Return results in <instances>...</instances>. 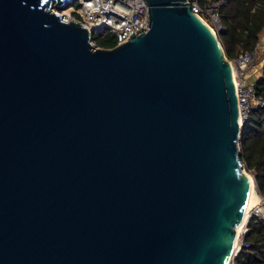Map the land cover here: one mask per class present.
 <instances>
[{"label": "water", "instance_id": "1", "mask_svg": "<svg viewBox=\"0 0 264 264\" xmlns=\"http://www.w3.org/2000/svg\"><path fill=\"white\" fill-rule=\"evenodd\" d=\"M145 1L148 30L100 49L52 9L73 0H0V264H229L231 67L186 0Z\"/></svg>", "mask_w": 264, "mask_h": 264}, {"label": "trees", "instance_id": "2", "mask_svg": "<svg viewBox=\"0 0 264 264\" xmlns=\"http://www.w3.org/2000/svg\"><path fill=\"white\" fill-rule=\"evenodd\" d=\"M218 10L220 28L217 38L227 59H234L240 51L255 52L264 35V0H220ZM96 48L112 49L116 38L106 32L93 36ZM254 63H257L255 60ZM257 96L264 100V64L254 79ZM239 160L251 173L260 195L264 197V106L252 111L240 128ZM232 264H264V221L251 218Z\"/></svg>", "mask_w": 264, "mask_h": 264}, {"label": "built area", "instance_id": "3", "mask_svg": "<svg viewBox=\"0 0 264 264\" xmlns=\"http://www.w3.org/2000/svg\"><path fill=\"white\" fill-rule=\"evenodd\" d=\"M190 11L204 23L219 29L218 10L220 0H186ZM56 12L60 18L80 23L87 28L90 37L112 33L116 46L126 43L132 36L148 30V6L145 0H73L72 4ZM92 41V39H91ZM226 58V57H225ZM255 53L240 51L236 58L227 59L232 68V80L237 100L238 122L241 126L249 114L264 106V100L257 96L251 69ZM251 218L264 221V197L256 192L246 220L239 234L233 258L242 246V238L247 233V223ZM231 260V264H232Z\"/></svg>", "mask_w": 264, "mask_h": 264}, {"label": "bare ground", "instance_id": "4", "mask_svg": "<svg viewBox=\"0 0 264 264\" xmlns=\"http://www.w3.org/2000/svg\"><path fill=\"white\" fill-rule=\"evenodd\" d=\"M201 21H203V20H201ZM205 24L211 29L212 32H214L212 27L209 24H207V23H205ZM231 71H232V68H231ZM244 173L246 174V172H244ZM246 175H247V177L249 179L250 192H249L248 202H247L243 217H242L240 223L238 224L237 228H235L236 236H235L234 244L232 246V251H231L229 264H231L233 253L235 252V250L237 248V240H238L239 234L241 233V231L243 230V228H244V226L246 224V220H247V217H248V214H249L250 207H251L252 202H253V198L256 195V188H255V184H254L253 178H251V176H249L248 174H246Z\"/></svg>", "mask_w": 264, "mask_h": 264}, {"label": "rangeland", "instance_id": "5", "mask_svg": "<svg viewBox=\"0 0 264 264\" xmlns=\"http://www.w3.org/2000/svg\"><path fill=\"white\" fill-rule=\"evenodd\" d=\"M53 11H56L54 7H52ZM213 31L216 33L217 35V30L212 28ZM255 59L257 63H254L253 61V68L251 69L250 73H251V77H256L257 75L259 76V70L260 68L263 66L264 64V35L262 36L260 42L258 43L256 49H255ZM256 75V76H255ZM242 164V163H241ZM242 170L244 172H246V174H248L249 176H251V178H253L252 174L247 172V170L245 169L244 164H242Z\"/></svg>", "mask_w": 264, "mask_h": 264}, {"label": "crops", "instance_id": "6", "mask_svg": "<svg viewBox=\"0 0 264 264\" xmlns=\"http://www.w3.org/2000/svg\"><path fill=\"white\" fill-rule=\"evenodd\" d=\"M258 73H259V72H258ZM255 76H256V75H255ZM257 77H258V75H257L256 77H251V78H252L251 80H253V78L256 79Z\"/></svg>", "mask_w": 264, "mask_h": 264}]
</instances>
